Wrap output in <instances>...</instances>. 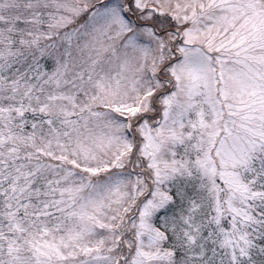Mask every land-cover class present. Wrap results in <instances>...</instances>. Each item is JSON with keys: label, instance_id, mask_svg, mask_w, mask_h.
<instances>
[{"label": "snow or ice", "instance_id": "obj_1", "mask_svg": "<svg viewBox=\"0 0 264 264\" xmlns=\"http://www.w3.org/2000/svg\"><path fill=\"white\" fill-rule=\"evenodd\" d=\"M0 264H264V0H0Z\"/></svg>", "mask_w": 264, "mask_h": 264}]
</instances>
